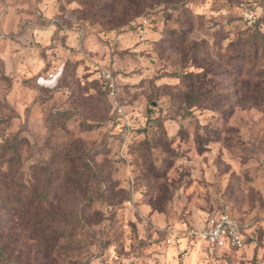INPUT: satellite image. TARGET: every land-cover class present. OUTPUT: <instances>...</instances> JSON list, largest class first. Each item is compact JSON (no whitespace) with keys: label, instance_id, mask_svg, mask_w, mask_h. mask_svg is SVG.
Masks as SVG:
<instances>
[{"label":"rangeland","instance_id":"rangeland-1","mask_svg":"<svg viewBox=\"0 0 264 264\" xmlns=\"http://www.w3.org/2000/svg\"><path fill=\"white\" fill-rule=\"evenodd\" d=\"M0 264H264V0H0Z\"/></svg>","mask_w":264,"mask_h":264},{"label":"trees","instance_id":"trees-1","mask_svg":"<svg viewBox=\"0 0 264 264\" xmlns=\"http://www.w3.org/2000/svg\"><path fill=\"white\" fill-rule=\"evenodd\" d=\"M146 0H126L127 4H132V5H138L140 3L145 2ZM95 5V4H94ZM131 7V6H130ZM131 8L128 9V13H130ZM130 15V14H129ZM7 151L9 153V159H8V164H12V165H18L20 163V153L18 150V141L17 139H13L10 143H8L7 146ZM20 188H18V190H16V193L13 194V196L11 195V210L13 212H19L22 208H23V198L26 194L27 196V190H31V194L30 196L33 197L34 199V203H38L39 206H37V208H41L43 209V211L47 212L50 215V223H46V228L49 230V233H59L60 232V227L57 225L58 221L53 219L55 217V215L51 214V210H47L46 209H53L55 207H57L55 205V203H53L54 199V192H51L48 189H44L43 186L42 187H38V186H34V187H29V189H27V185L26 184H21L20 186H18ZM51 194V195H50ZM57 212L61 213L64 211H61L62 208L61 207H57ZM57 213V214H58ZM243 233V232H242ZM244 237V235H243ZM245 243V240H244Z\"/></svg>","mask_w":264,"mask_h":264},{"label":"built area","instance_id":"built-area-1","mask_svg":"<svg viewBox=\"0 0 264 264\" xmlns=\"http://www.w3.org/2000/svg\"><path fill=\"white\" fill-rule=\"evenodd\" d=\"M52 77L53 74H49V78ZM106 77L109 78V75L106 74ZM198 235L211 249H232L244 245L242 226L228 211L221 212Z\"/></svg>","mask_w":264,"mask_h":264}]
</instances>
